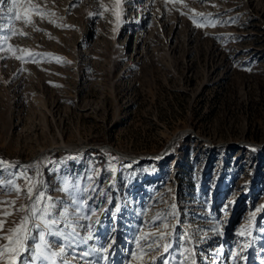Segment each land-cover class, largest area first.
Returning a JSON list of instances; mask_svg holds the SVG:
<instances>
[{
  "label": "rangeland",
  "instance_id": "obj_1",
  "mask_svg": "<svg viewBox=\"0 0 264 264\" xmlns=\"http://www.w3.org/2000/svg\"><path fill=\"white\" fill-rule=\"evenodd\" d=\"M10 6L0 250L43 192L78 233L56 264H264V0Z\"/></svg>",
  "mask_w": 264,
  "mask_h": 264
},
{
  "label": "snow or ice",
  "instance_id": "obj_2",
  "mask_svg": "<svg viewBox=\"0 0 264 264\" xmlns=\"http://www.w3.org/2000/svg\"><path fill=\"white\" fill-rule=\"evenodd\" d=\"M4 2L5 0H0V4H4ZM17 4L18 0H11V6L7 8V12L14 13ZM27 15V12H25V17H27ZM5 39H7V37H5ZM33 187L34 186L30 185L27 190L29 197L32 194ZM74 187V185L70 187L68 183H65L63 190L71 192V188ZM16 190H20L18 186L16 187ZM44 200L48 201L47 206L38 210L36 208V204H39ZM73 204H77V202L74 200ZM54 207L55 204L51 201V197H46L43 192H40L33 204L31 227H27L30 217H24L23 224L12 230L14 238L12 236L4 237V239H8L10 243H14L16 247H7L4 250H0V257H4L7 253H11L12 255L8 264H17L16 257H18L21 252L28 251L26 243L27 241L32 240V254L34 259L30 262V264H36V261H41V264H56V261L53 259L54 256H64L66 248L74 249V246H78L75 245V239L78 233H76L72 222L69 220L70 213L68 207H65L61 213L55 216L51 211ZM76 210L79 211V208L77 207ZM37 211H39V215H37ZM61 222L65 224V227L70 228L71 232L65 233L59 230H54ZM90 238L91 234H89L88 239ZM57 241H59L62 245L59 248V252L49 254L47 250L56 245ZM149 247H151V245H149ZM164 248L167 250L166 244L164 245ZM107 250V248L104 249V251ZM88 254V252L81 253L82 256H86ZM62 264H67V261H62Z\"/></svg>",
  "mask_w": 264,
  "mask_h": 264
}]
</instances>
